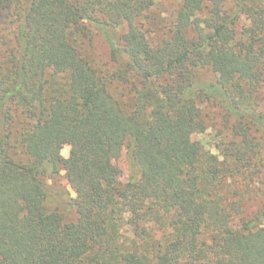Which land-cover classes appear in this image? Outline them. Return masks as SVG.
Wrapping results in <instances>:
<instances>
[{
	"label": "trees",
	"instance_id": "trees-1",
	"mask_svg": "<svg viewBox=\"0 0 264 264\" xmlns=\"http://www.w3.org/2000/svg\"><path fill=\"white\" fill-rule=\"evenodd\" d=\"M157 2L0 0V264H264V0Z\"/></svg>",
	"mask_w": 264,
	"mask_h": 264
},
{
	"label": "rangeland",
	"instance_id": "rangeland-1",
	"mask_svg": "<svg viewBox=\"0 0 264 264\" xmlns=\"http://www.w3.org/2000/svg\"><path fill=\"white\" fill-rule=\"evenodd\" d=\"M182 0H158L156 7L154 10L151 11V18L154 19V24H152L149 28L151 30H156L155 34H164L163 32L165 28L170 26L171 22L175 19V13L181 5ZM235 5V0H229L228 9L233 8ZM244 23V21H243ZM88 53L90 58L98 63V64H105L109 61V52L106 44L104 43L103 39L94 33L93 38L91 39L90 46L88 47ZM263 103H264V92L262 93ZM206 114L208 115V122H209V130L207 131L205 136H195L196 140H199L205 144L207 150H211L213 153H217L215 135H217L219 130L223 129V114L214 108L208 107L206 109ZM70 147L65 146L62 150L63 157L67 158L70 153ZM262 163L264 164V155L261 158ZM122 168L127 169V165H123L120 163ZM125 172V171H124ZM126 173V172H125ZM49 184L52 185L55 191L66 193L69 197L75 198L76 194L72 187L69 185L65 172H61L60 175L56 178H53L49 181ZM262 199L255 195L253 201L247 202L246 206L248 213L256 209L258 205H260ZM76 214L71 212L68 215V221L74 222L76 221Z\"/></svg>",
	"mask_w": 264,
	"mask_h": 264
}]
</instances>
